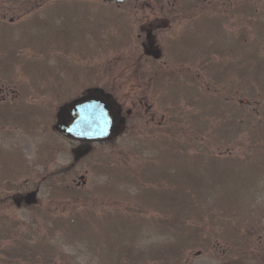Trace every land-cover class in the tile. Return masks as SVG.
I'll return each instance as SVG.
<instances>
[{"label":"rangeland","instance_id":"1","mask_svg":"<svg viewBox=\"0 0 264 264\" xmlns=\"http://www.w3.org/2000/svg\"><path fill=\"white\" fill-rule=\"evenodd\" d=\"M90 1L0 0V264H237L236 247L213 244L247 232L251 205L264 206V0L239 18L238 58L219 49L223 77L193 86L205 97L203 136L182 81L170 134L168 120L128 128L75 159L77 142L55 129L60 103L88 84L107 89L106 36L138 26L133 7L121 17ZM198 28L227 27L207 14ZM31 188L37 203L18 207L12 195Z\"/></svg>","mask_w":264,"mask_h":264},{"label":"flooded vegetation","instance_id":"2","mask_svg":"<svg viewBox=\"0 0 264 264\" xmlns=\"http://www.w3.org/2000/svg\"><path fill=\"white\" fill-rule=\"evenodd\" d=\"M100 1L107 2L120 12L128 10L122 6L129 5L137 13V28H115L106 36V40L114 47L109 59L114 60L112 64L115 66L110 69L114 68L112 72L116 68L118 70L110 72L109 76L116 78L111 79L108 88H101L116 101L125 128L140 133L144 130L155 131L156 128L159 130L168 120L170 134V129L177 122L175 96L177 90H182L181 87L177 89L182 81L189 82L190 87L185 92L191 96L188 105L194 108L196 116L205 112V97L199 94L198 88L194 91L193 86L200 82L199 89H205L208 85L203 81L223 77L222 70L214 66L223 60L219 49L225 44L231 45L228 59L235 61L240 48L239 18L245 9L248 11V19L252 17V0ZM207 14L218 16L227 28H198V23L203 22ZM90 29L93 31V28ZM103 31L105 28L98 30V33ZM130 45H133L132 51ZM85 55L78 52L76 58ZM168 80H171V84L168 94L162 100V106L158 102L159 89L163 87L165 90ZM82 92L84 90L80 94ZM77 142L87 143L83 140ZM42 177L45 179L46 175ZM260 203V207L253 210L251 205L247 232L223 233V242L218 240L213 244L214 248L220 247V252L225 255L229 253V248L236 247L237 264H264V206L263 202ZM208 236L204 235V239ZM227 238L235 241L248 238V242L233 244Z\"/></svg>","mask_w":264,"mask_h":264},{"label":"water","instance_id":"3","mask_svg":"<svg viewBox=\"0 0 264 264\" xmlns=\"http://www.w3.org/2000/svg\"><path fill=\"white\" fill-rule=\"evenodd\" d=\"M56 125L67 135L102 139L116 135L123 128L114 100L94 89L66 103L58 112ZM87 150L88 147L76 149V155ZM33 196L34 192H30L24 198L31 201Z\"/></svg>","mask_w":264,"mask_h":264}]
</instances>
